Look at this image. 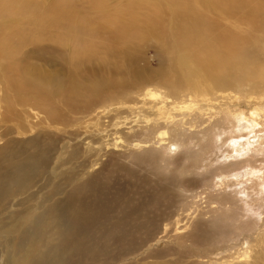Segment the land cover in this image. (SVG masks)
I'll return each instance as SVG.
<instances>
[{
  "label": "rangeland",
  "instance_id": "374dc122",
  "mask_svg": "<svg viewBox=\"0 0 264 264\" xmlns=\"http://www.w3.org/2000/svg\"><path fill=\"white\" fill-rule=\"evenodd\" d=\"M38 1L42 3V12H44L46 7L45 10L43 7L54 0ZM92 1L96 7L104 4L105 10L111 14L125 7L128 1H132L131 4L137 5L135 12L140 18L150 16L154 7H157L156 11L160 5L170 6L166 0H78L76 6L79 5L77 7L84 15L93 17L94 12L89 5ZM16 5L17 2L9 0L2 8L1 42L3 38L12 36L15 29L29 31L28 26L34 22L36 12H28L20 17L11 11ZM5 9L8 10L5 11ZM25 36L27 39L33 37L28 32ZM256 36L259 39L257 49L259 53L256 58L257 75L260 76L256 88L255 86L236 87L237 84L232 87L233 89L216 88L206 79L201 70L189 76L183 71L175 73L170 68L173 58L165 46L155 37L137 36L127 43L130 46L127 52L124 51L123 54L116 51L108 63L110 67L103 68L98 61L86 64L102 79L118 82L115 86L113 85L114 87L111 86L103 94L101 93V97L98 95L96 98V94L88 92V89H93L89 72H83L84 78L79 75L78 78L72 77L74 81L70 84L76 85L77 93H79L72 103L74 110L64 103L65 96L60 92L58 85L63 79L64 83H68L70 76L67 73L72 70V67L67 62L65 54L57 56L59 53L56 45L48 40L38 43L26 41L18 46L16 51L15 49L9 51L7 57L11 56L10 58L0 56V174H3L5 168L10 165L12 155L25 159L32 151L42 149L50 156L48 165L42 164L41 168L30 174V185L24 186L23 183L20 188L10 193L12 195L0 208V214H2L0 220L3 217V221H7L6 219L17 211L22 212L25 209H30L37 215L36 213L45 210L50 204L63 199L75 186L88 181L94 175L103 177L108 173V178L105 179L110 181V187H114V191L123 196V200L129 199L130 204H137L136 206L140 207L142 205V208L145 206L143 211L146 217L160 218L161 233H158V238L163 240L158 241L157 247L148 248V250H156L160 257L150 260L165 264H225L227 260L224 255L233 250L229 249L223 253L224 245L230 246L235 241L238 248L234 250H242L249 236L254 243V246L249 248L250 258L257 261L261 257L264 259V253L261 254L259 246V244L263 245L264 248V241L257 243L260 236L262 239L264 237V185H262L264 183V148H260L257 152L255 148L252 149L253 154L248 151V154L242 158L246 162L243 161L241 165L234 164L223 169L219 168L225 164L223 157L220 156L221 158L217 159L211 150L215 146L206 150L201 147L199 149V146L206 141L220 139L216 144L222 141L219 151L221 148L224 151L237 135L241 137L246 134L244 139L252 138L251 136L255 133L249 132L253 129H257L255 132L259 133V141L264 146V68H262L264 66V29ZM44 45L49 48L45 49ZM44 56L57 63L44 60ZM186 58L188 62V57ZM162 76L168 81L161 80ZM175 76L184 79L185 86L176 87V84L175 86L170 84L169 82ZM20 79L27 81V86L20 84L22 86L20 88L16 84ZM123 80L129 84L132 83L131 86H123L120 82ZM148 87L171 96L176 101L174 104L176 111L173 110L176 119L167 117V121L163 122L175 121L185 114L186 117L184 116L183 120L186 121L189 117L193 122V128L184 124V121L182 123L176 121L177 126L179 124L182 128L186 126L187 132L193 130L197 132L215 119H221L225 111L226 122L222 123V126H212L211 137L201 138V133L198 132L199 134L191 139V143L181 145L179 148L170 146V143L175 142L172 140L170 130L167 131V136L162 138L163 140L160 136L158 137L160 130H154V134L151 133L150 137L146 136L150 139V145L134 149L131 143L145 136L139 130L145 122L143 120L133 122V120L138 118L135 111L142 104L140 94ZM42 88L52 96L47 102L43 99L44 103L43 100L41 101ZM151 99L148 102L153 103ZM201 107L207 108L203 111V117L197 115ZM48 109L53 113L51 116L47 113ZM210 109H221L223 113H218V116L212 115L213 112ZM177 114L179 117L176 116ZM238 114L241 116L240 125L236 123L235 128L232 129L230 120L234 117L237 119ZM247 120H250L249 124L253 121L258 122L259 125H255V128L251 127L250 131L247 127L246 133L239 132L238 129L242 128L241 123L243 122L244 126ZM164 126L165 124L162 125V129L165 128ZM165 129L168 130V128ZM218 131H221L222 135ZM151 137H154L153 140ZM225 138L227 140L224 143ZM146 150L153 153L154 162L142 163L131 157L134 151L136 154H142ZM224 152L228 153V148ZM204 156L207 159L203 158ZM193 158L199 159L192 160ZM121 166L131 172L126 173L125 168ZM246 171H250L249 175H246ZM239 172L244 175L235 179L233 175L240 174ZM222 175H228L224 183H221L219 179ZM243 186L246 192H242ZM59 189L60 193L57 194ZM247 193L249 197H246ZM112 200L114 199H110L109 203L115 205V200L111 202ZM248 202L251 204L247 205ZM177 218L180 220L178 228L175 220ZM167 224V231L164 232L163 228ZM179 227L182 228L179 229ZM2 229L3 227L0 228V232H3L0 233V261L10 263L14 251L12 237L16 233L7 231L6 228ZM194 230L198 239L192 240L188 234L195 233ZM101 262L99 260L97 264H103Z\"/></svg>",
  "mask_w": 264,
  "mask_h": 264
},
{
  "label": "bare ground",
  "instance_id": "6f19581e",
  "mask_svg": "<svg viewBox=\"0 0 264 264\" xmlns=\"http://www.w3.org/2000/svg\"><path fill=\"white\" fill-rule=\"evenodd\" d=\"M77 1L54 0L45 6L43 5V9L45 10L46 7V11L42 12V3L38 0H14V2H17V5L11 11L16 15H20L21 17L25 13L36 12L34 22H31L33 27H30L31 25L28 23L29 31H24L25 29L21 28L15 29L12 36L9 35L3 38L2 42L0 40V56L4 58H10L11 56L7 57L9 51L11 49H15L16 51V48L26 41L38 43L48 40L56 45L59 53L57 56L65 54L67 62L72 67V70L67 73L70 76V79L66 80L68 83H64V79H61L62 82L60 81L58 84L60 92L65 96L63 99L64 103L68 104L72 110L75 109L72 104L74 98L79 94L77 93L76 85L70 84L74 81L72 77L78 78L79 75L84 78L83 72H89L91 74L90 78L93 89H88V92L96 94V98L98 95L101 97V93L103 94L105 90L107 91V88L115 86L118 82L102 79L95 70L89 69L86 64L98 61L103 68L110 67L108 63H110V59L116 54V51H120L123 54L124 51L127 52L128 47H130L127 43L133 41V38L137 36L141 38H146L147 36L155 37L158 42L165 46L173 58L171 59L173 61L170 68L175 73L183 71L185 75L189 76L194 74L195 71L198 70L199 72L201 70L206 79L216 88L233 89L232 87L236 84V87H258L257 84L260 76L258 77L257 75L258 63L256 58L259 53L257 50L259 39H257L256 34L264 29V0H166L170 5L169 7H162L160 5L156 11L155 8L157 7H154L150 16L144 15L145 17L143 18H140L138 13L135 12L137 5L131 4L132 1H128L125 7L117 9L113 14L105 10L106 8L104 7L106 6L104 4L97 5L98 7H96L92 1L89 5L94 12L93 17L81 13L82 10L80 11L77 7L79 5L76 6ZM7 2L9 0H0V13L3 12L2 8ZM27 32L29 35H33V37L28 36L30 38L27 39V36H25ZM39 46H41L40 43ZM47 47L45 46L44 48L46 49ZM186 57H188V62L186 61ZM44 58V60H49L46 56ZM63 59L65 60L64 57ZM177 59L179 60L177 61ZM49 62L54 61L49 60ZM6 68L9 67L6 66ZM160 78L165 82L168 81L163 76ZM120 82L125 87H129L132 84H129L125 80ZM184 82V79L175 76L169 83L173 84V86L176 84V87H183L185 86ZM27 83L23 79L16 82L20 88H22L20 84L26 85ZM80 88L82 87L80 86ZM43 90L41 91V101L44 99L47 102L52 96L46 90ZM140 95L142 104L135 111L138 118L134 119L133 122L138 120L145 122L144 126H141L139 129L145 136L144 138L141 137V140L131 143L134 149L150 145V139H147L146 136L150 137L149 135L154 130H160L158 137L160 136L161 140L167 136V131L170 130L169 132H171L170 134L173 138L171 139L175 140L172 144L170 143V146L174 145V148L175 146L179 148L181 145L191 143V139L197 136L198 132L201 133V138L209 137L213 130L212 126H222V123L226 122V111L223 113L221 109H210L213 112L212 115L222 112V120L220 118L215 119L203 129L197 130V132H193L194 130L187 132L186 126L184 127L183 125H190V128H193V122L189 117L184 121L185 114H182L180 118H178L179 115L177 114L178 119L175 121L171 119V122L169 119V123L163 122L167 121V117H174L173 110L175 109L174 104H176V101L173 97L149 87ZM150 98L154 101L153 103L148 102ZM44 100L42 101L43 103ZM205 110L207 108L201 107L198 114H196L203 117V111ZM47 113L50 116L53 114L49 109ZM237 116V119L234 117V119L230 120L232 129L235 128L236 123L238 125L239 121H241V116ZM174 118L176 119V117ZM176 121L181 123L184 121L183 128L179 127L180 124L177 126ZM249 121H246L245 127L243 126L244 123H241L242 128L238 129L239 132L245 131L247 127L250 131L251 127L255 128V125H259L258 122L253 121L249 124ZM201 122L204 123V121ZM163 124H165L164 127L168 128V130L162 129ZM256 130L253 129V131L249 132L255 133L249 139H244L246 134L241 137L235 134V139L233 141L230 140L232 141L231 146L226 145L228 146V153L224 152L227 148L224 151L221 148L222 152L219 151L221 147L220 142L222 141L219 144L216 143L220 139L206 141L199 146V149L203 148L206 150L215 146V148H211L214 157L217 159L223 157L226 164L219 168L223 169L234 164L241 165L240 163L244 161L242 158L248 154V151L251 152L255 148L257 152L260 148H264L261 145L263 143L259 141L260 135L255 132ZM218 132L222 135L221 131ZM240 138L241 140H238ZM223 140L225 143L227 139ZM257 143H260L261 147ZM132 156L135 160L142 163L146 161L148 163L154 162L153 153L150 150H146L142 154H136L134 151ZM196 159L193 158L192 160ZM49 161V153L42 149L32 151L25 159L12 155L10 165L5 168L3 174H0V208L4 206V203L12 195L10 193L13 190L20 188L23 183L24 186L30 185V174L41 168L42 164L44 166L48 165ZM201 165L202 163L200 162V167ZM121 167L125 168L124 166ZM158 167L160 168V166ZM124 171L126 173L131 172L128 169L126 170V168ZM249 172L246 171V175H249ZM243 175L244 173H236L233 176L235 179H239ZM103 177L98 174L94 175L88 181L75 186L63 199L49 206L47 205L48 207L36 213L37 215L32 210L25 209L22 212L17 211L11 217L9 215L8 217L10 218L7 217L9 219H6L7 221H3L2 217L0 228H6L8 229L7 231H13L16 234L12 237L14 240L12 241L14 251L10 263L0 261V264H97L99 260L103 264H165L156 260H150L160 256L156 250H148L149 247H157L159 245L158 241L163 240L158 238V233H161L159 230L161 226L160 218L155 219L153 217H146V215L144 216L143 210L145 206L142 208V205L140 207L136 206L137 204H130L129 199L123 200V196L119 192L114 191V187H110V181L105 179L108 178V173ZM227 178L228 175H222L219 179L221 183H224ZM244 188L243 186L242 192L247 191ZM59 193L60 189L57 191V194ZM246 197H249L248 193ZM110 199L115 200L114 206L109 203ZM250 204L251 202H248L247 205ZM175 220L178 228L180 220L178 218ZM162 222L164 223V221ZM167 226L168 224L163 228L164 232L167 231ZM188 235L192 240L198 239L196 232L189 233ZM249 237H247L244 243L246 246L242 250H234L238 248L235 241L230 246L224 245L223 253L229 249L233 250L224 255L227 260L225 264H264L262 257L258 261L257 259L250 258L249 248L254 246V243ZM261 237H259L260 240L258 239L257 243L264 241V237L263 239ZM259 246L260 252L263 255V245L259 244Z\"/></svg>",
  "mask_w": 264,
  "mask_h": 264
}]
</instances>
